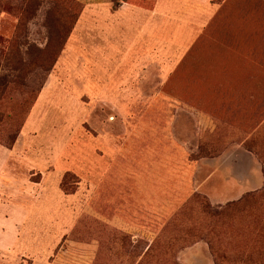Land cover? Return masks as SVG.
Instances as JSON below:
<instances>
[{
	"label": "rangeland",
	"instance_id": "rangeland-1",
	"mask_svg": "<svg viewBox=\"0 0 264 264\" xmlns=\"http://www.w3.org/2000/svg\"><path fill=\"white\" fill-rule=\"evenodd\" d=\"M133 8L139 40L95 67L92 13ZM14 146L60 156L65 201L28 229L41 175L18 168L0 264H264V0H0V162Z\"/></svg>",
	"mask_w": 264,
	"mask_h": 264
},
{
	"label": "crops",
	"instance_id": "crops-1",
	"mask_svg": "<svg viewBox=\"0 0 264 264\" xmlns=\"http://www.w3.org/2000/svg\"><path fill=\"white\" fill-rule=\"evenodd\" d=\"M128 5L129 4L126 3L127 7ZM154 17L155 16L153 14V18L152 20H150L151 23H148V26H147V27H150L151 29H154L155 27ZM108 19L114 20V22L108 23L109 22L107 21ZM144 19H145L144 13L139 12V9L137 8H133L131 13L130 12L127 13V11L122 12L120 14H113V15H103L98 12L92 13V28H95L96 30L104 29L105 31L112 33L109 36H106V35L103 36V38H101V36L99 35L100 38H95L94 40H92V44L95 46V51L98 52L96 54V57L93 59L94 60L93 65H95V67H101L104 64H106L105 61L108 60V57L105 55L106 52H103V50L106 49V48H102L103 42L107 41L104 43V45L108 47L107 46L108 40L111 41L115 37H118L119 39H121L122 36H125L123 38L124 40L122 41L124 48L125 46L128 48V46L137 43V41L139 40V36H140L139 34L140 28L142 29V32L146 29V27L143 26L144 24L141 23ZM94 21L95 22L98 21V22L93 24ZM130 32H134V34ZM127 34H130L131 36L127 37L126 36ZM126 50L127 51L122 50V54H121L122 57L120 60L122 62L128 56L129 50L128 49ZM59 59L60 57L58 58L56 63H59ZM62 75H64V72H62ZM89 84L92 85V80L89 81ZM26 126H27V123L26 125H24L19 135V138L22 137V133L25 130ZM15 147L16 146H14V148H12L11 150L3 149L1 147V149L5 151L7 157L5 158V160L0 162V170L2 172H6L5 182L2 184L0 183V193L11 194L12 193L11 191H13L14 188H17L16 191L19 190V187L16 186L17 182L15 180V177H16L15 171H17L18 168H22L23 166H28L32 168V170L35 172V175H37L38 173L41 175V178L39 180L37 179L35 181H32V179H30V176H28L26 178V182L28 184H23V182H20V186H23V187L26 186V188L31 191H34L35 188L39 189V195L35 196L36 198L34 199V201L28 203V205L25 206L27 215L25 216L24 221L25 222L31 221V226L28 227V229H34V228H37V226L48 229L47 224L45 223H49L50 212H54V210L59 212L60 208L64 206V201H65L64 194L60 192L58 188L60 179L64 173L63 164L60 162L61 160L59 159L60 156L59 155L57 157L55 156L54 158L51 159L50 162H47V161L41 162L38 159H37L38 161L35 162L32 159L25 160L24 157H16V160H14L15 164H13L11 159H13V157L16 155L15 149H17L18 145L16 148ZM49 196L54 198L53 206L50 204L48 200ZM18 205H13L11 203L10 204L8 203L7 205H5L6 212H5V215L1 219L3 221L10 220V216L12 212L19 210L17 209ZM50 206H52V208H50ZM11 207H16V208H14L15 209L14 211H8V209H10ZM0 225L3 226L4 224H0ZM32 239H33V234L30 231L27 234L26 243L31 245ZM34 243L36 244V242ZM47 243H48V237L46 236V245Z\"/></svg>",
	"mask_w": 264,
	"mask_h": 264
},
{
	"label": "trees",
	"instance_id": "trees-1",
	"mask_svg": "<svg viewBox=\"0 0 264 264\" xmlns=\"http://www.w3.org/2000/svg\"><path fill=\"white\" fill-rule=\"evenodd\" d=\"M48 48V47H47ZM58 52L60 51L59 49L57 50ZM57 51H56V53H57ZM46 54H47V57H50V56H52V55H54V51H53V49L49 46V49H48V51L46 52ZM54 62H55V60H54ZM54 64V63H53ZM53 64L51 65V66H49V67H47L46 68V72H49L50 70H51V68H52V66H53ZM4 146V145H3ZM11 146V145H10ZM10 146H5V147H10ZM230 208H232V205H227L226 206V209L224 210V211H227V210H229ZM217 214V213H216Z\"/></svg>",
	"mask_w": 264,
	"mask_h": 264
}]
</instances>
